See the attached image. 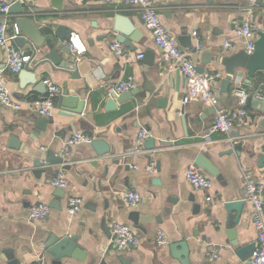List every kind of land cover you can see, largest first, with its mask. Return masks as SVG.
Returning <instances> with one entry per match:
<instances>
[{
  "label": "crops",
  "instance_id": "1",
  "mask_svg": "<svg viewBox=\"0 0 264 264\" xmlns=\"http://www.w3.org/2000/svg\"><path fill=\"white\" fill-rule=\"evenodd\" d=\"M255 2L157 3L163 24L197 67L205 68V74L220 75L212 82L218 97L226 77L219 59L246 48L245 41L236 35L237 28L249 22L254 30L264 31V0L261 5ZM24 9L26 18L50 43L46 52L56 50L63 62L76 65L80 77L73 78L67 70L49 65L35 74L27 73V66L34 68L44 59L43 51L32 60L28 46L19 48L14 43L31 56V62L15 74L7 67V55L0 47V70L8 90L23 102L20 111L0 104V264H53L45 251L52 235L76 238L87 256L84 261L64 259L62 264H100L102 260L108 264H247L238 252L257 246L254 205L246 201L239 223L233 226L235 213L229 216L226 204L244 200L249 180H264V113L249 107V126H236L229 136L214 134V142L206 143L204 135L214 123L216 108L202 102L185 103V78L165 64L138 8L117 0H28ZM120 16L134 26L133 37L125 38L130 45L119 42L120 34L114 30ZM20 17L10 13V34H14L15 21ZM59 26L70 32L69 40L54 37ZM183 37L187 42L182 41ZM227 41L234 44L233 51L223 46ZM115 43L122 45V55L112 49ZM69 44L78 52L73 53ZM141 54L144 58L139 60ZM47 79L61 88L50 118L26 104L47 94V87L40 94L34 84ZM129 79L134 85L131 91L137 92L134 99L116 103V109L108 110V101L120 97L110 98L108 88ZM246 79V72L239 71L225 100H220L222 106L238 107L232 90L236 82L244 84ZM255 79L246 90L264 96V73ZM70 92L85 103L83 113L75 117L65 116L57 104L59 96ZM163 100L166 105L161 104ZM43 119L52 123L46 132H39L36 123ZM142 129L150 132L143 143L144 152L127 156ZM77 133L104 140L111 146V153L98 158L91 145L82 144L63 156L64 143ZM150 139L155 140L153 149L148 146ZM13 141L18 148L11 147ZM48 151L61 154L68 167L42 162L45 171L35 174L34 163L45 158ZM201 153L219 171L214 177L199 168L211 179L208 190L194 189L186 177ZM59 177L67 181L66 189L52 185ZM57 189L63 191L62 197L54 195ZM128 193L140 195L135 207L126 203ZM70 197L83 200L76 215L68 213ZM39 204L48 205L50 213L44 219L32 220L30 211ZM116 222L133 230L140 240L138 247L118 251L111 246L112 225ZM233 228L236 245L229 237ZM159 233L165 235V246L157 244ZM181 242L189 246L186 261L173 255L172 246ZM175 251L181 252V248Z\"/></svg>",
  "mask_w": 264,
  "mask_h": 264
},
{
  "label": "built area",
  "instance_id": "2",
  "mask_svg": "<svg viewBox=\"0 0 264 264\" xmlns=\"http://www.w3.org/2000/svg\"><path fill=\"white\" fill-rule=\"evenodd\" d=\"M106 2L113 0H103ZM125 2L133 7L138 8L144 20V23L148 30L151 32L155 44L162 51L163 61L168 65L170 70H177L185 78L186 81V96L185 103L188 102H202L208 106L216 108V117L212 126L208 129L204 135L206 143H213L212 136L214 134H224L229 136L236 126H249V107L248 100L253 99L262 101L264 96L260 93L250 94L243 86L242 82H236L237 84L232 90L233 95L238 99V107L234 109H228L220 104V98L214 92L212 82L220 77V75L203 74L198 70L197 65L190 58V55L179 46L177 39H175L168 29L165 27L162 21V17L159 12L157 3L160 0H117ZM252 1V0H251ZM28 0H12V2L0 3V17L2 23L0 24V47L5 51L7 55V67L11 72L18 74L31 62V56L20 50L14 45V39L20 35V32L14 26V34L9 32L8 18L10 16V8L16 3L25 5ZM236 35L245 41L246 48L249 54L253 53L255 48V42L257 37L254 33V29L249 22L243 23L236 30ZM73 53H77L78 49L73 45H68ZM223 46L233 51L235 49L234 44L231 41L223 43ZM201 47L200 45L198 46ZM112 49L117 55L124 53L123 47L119 43H115ZM139 60L144 58V55L137 57ZM47 87V94L34 101H29L26 104L30 109L34 110L39 115L50 118L53 115V109L55 100L61 93V88L51 80L44 81ZM133 82L131 79L119 82L116 85L108 88V95L110 98H116L123 93H128L133 88ZM0 104L6 108L20 111L23 108V102L17 99L8 90L5 82L3 70H0ZM150 137V132L147 129H142L138 133L136 145L127 151V156H135L142 154L143 143ZM231 140V139H229ZM94 138L77 133L66 140L62 150V155L66 156L70 150L78 145L87 144L91 145ZM232 144H236V141L231 140ZM149 170H154V167H149ZM187 180L190 185L196 190H208L211 187V179L207 177L197 166H192L188 169L186 174ZM54 187L66 189L68 187L67 181L62 178H55L52 182ZM263 195H264V180L263 181H251L249 180L245 185L244 200L252 203L255 209L254 226L257 230V246L253 253V256L249 264H264V214H263ZM141 197L136 193H128L125 196L126 203L135 207ZM83 200L78 197H70L68 200V213L70 215H76L81 211ZM50 213V208L46 204H39L32 207L30 211V218L32 220H41L46 218ZM111 246L118 251L127 250L132 247H138L140 244L139 238L135 235L133 230L121 223H114L111 231ZM158 246H165L167 240L163 233H159Z\"/></svg>",
  "mask_w": 264,
  "mask_h": 264
},
{
  "label": "water",
  "instance_id": "3",
  "mask_svg": "<svg viewBox=\"0 0 264 264\" xmlns=\"http://www.w3.org/2000/svg\"><path fill=\"white\" fill-rule=\"evenodd\" d=\"M211 2L212 0H208ZM263 0H256V5H261ZM10 13L16 14L21 16L15 21V28H17L20 32V35L14 39V43L19 48H24L28 46L32 51V60L35 59L39 53V51H43L44 59L36 64L34 68L26 67L25 71L27 73L35 74V72L40 69L42 66L49 65L52 69L61 68L67 70L73 78H79L80 74L75 64L70 66L67 62H63L61 58L58 56L56 50H52L50 53H47V47L50 43L46 42L44 38L41 36L39 28L34 24V22L30 19H27V14L25 13L24 5L20 3H16L11 6ZM115 32L120 34L119 42L127 43L125 38L133 37L135 33V29L133 24L124 18L123 16L117 17L115 26ZM254 33L257 34V40L255 42V48L253 53L249 54L247 51L243 50L231 56L220 58L219 63L225 69V79L222 81L221 90L219 94V98L221 101L225 100L226 94H228L232 84L234 83V79H236L239 75V71H245L247 75V79L243 84L245 89H248L252 83V81L256 78L258 73L264 72V31L262 30H254ZM54 37L59 40H69L71 38L70 32L63 26H59L57 30L54 32ZM122 37V38H121ZM187 37H183L182 41L187 42ZM189 46V44H188ZM131 47V46H130ZM151 56V55H150ZM208 62H210L209 57ZM200 73H207L205 68L200 67L198 68ZM33 80V78L31 77ZM38 87L36 92L40 94H44L43 88L46 89V85L43 82L34 83ZM137 94L136 91H131L128 93H123L117 101L111 99L107 103L108 110L116 109V103H123L127 100H133L134 96ZM58 107L64 112L65 116L68 117H75L76 115H80L83 113V109L85 106L84 101L81 100L79 96H76L73 92H70L68 95L59 96L58 99ZM161 104L166 105L167 101H161ZM248 107H256L261 112L264 113V104L261 103L259 100H254L252 97L248 100ZM51 120L43 119L36 123V129L39 132H46L48 128V124H51ZM12 144L11 147L18 148V143ZM93 150L95 151L96 157L102 158L106 155L111 153V146L107 144L104 140L94 139L91 143ZM149 148L153 149L155 147V140H149ZM264 158L261 159V161ZM42 162H45L47 165H59L63 166L66 169L68 166L65 165V159L61 154H55L53 151H48L45 158L42 160H37L34 163L35 174L40 175L45 170L41 169ZM195 166L204 170L208 174L217 177L219 175L218 169L214 166V164L210 161L209 157L205 153H201L197 156L195 160ZM128 169V168H126ZM155 183H159L156 181ZM56 197H62L63 191L57 189V192L54 194ZM246 201L244 200H237L228 202L226 204V209L228 211L229 216L234 212L235 216L231 218L233 226L237 225L241 219V215L243 210L245 209ZM198 208V206L196 207ZM263 214H264V205H263ZM229 237L231 238L232 244L236 245V231L235 228L229 232ZM180 247L181 252H176V248ZM173 255L178 259L188 258L189 255V246L187 242H181L179 244H175L172 246ZM45 251L48 255L53 258V264H62L64 259H75L79 261H84L86 259V254L83 252L74 237L68 236H50L48 241L45 244ZM255 251V245L244 247L238 252L239 258L246 262L247 264L250 263L249 259L253 256ZM119 260L122 261L121 258ZM123 262V261H122ZM100 264H108L106 260H102ZM183 264H187L183 262Z\"/></svg>",
  "mask_w": 264,
  "mask_h": 264
},
{
  "label": "trees",
  "instance_id": "4",
  "mask_svg": "<svg viewBox=\"0 0 264 264\" xmlns=\"http://www.w3.org/2000/svg\"><path fill=\"white\" fill-rule=\"evenodd\" d=\"M264 72H261V73H258V75H261V74H263ZM254 80H256V79H254ZM253 80V81H254ZM261 81H262V83H264V79H261Z\"/></svg>",
  "mask_w": 264,
  "mask_h": 264
}]
</instances>
